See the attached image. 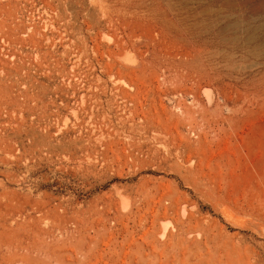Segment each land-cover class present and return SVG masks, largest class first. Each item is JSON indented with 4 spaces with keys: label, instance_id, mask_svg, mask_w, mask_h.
<instances>
[{
    "label": "rangeland",
    "instance_id": "obj_1",
    "mask_svg": "<svg viewBox=\"0 0 264 264\" xmlns=\"http://www.w3.org/2000/svg\"><path fill=\"white\" fill-rule=\"evenodd\" d=\"M0 264H264V0H0Z\"/></svg>",
    "mask_w": 264,
    "mask_h": 264
}]
</instances>
